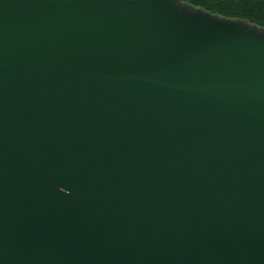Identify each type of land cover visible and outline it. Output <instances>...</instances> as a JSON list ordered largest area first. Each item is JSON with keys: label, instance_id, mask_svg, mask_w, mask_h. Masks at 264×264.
I'll list each match as a JSON object with an SVG mask.
<instances>
[{"label": "water", "instance_id": "obj_1", "mask_svg": "<svg viewBox=\"0 0 264 264\" xmlns=\"http://www.w3.org/2000/svg\"><path fill=\"white\" fill-rule=\"evenodd\" d=\"M0 264H264V28L0 0Z\"/></svg>", "mask_w": 264, "mask_h": 264}, {"label": "trees", "instance_id": "obj_2", "mask_svg": "<svg viewBox=\"0 0 264 264\" xmlns=\"http://www.w3.org/2000/svg\"><path fill=\"white\" fill-rule=\"evenodd\" d=\"M214 15L246 20L264 28V0H184Z\"/></svg>", "mask_w": 264, "mask_h": 264}]
</instances>
